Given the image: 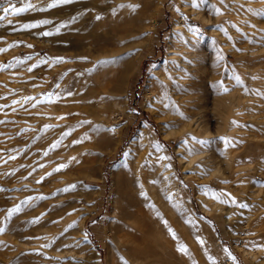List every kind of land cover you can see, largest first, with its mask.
<instances>
[{
  "label": "rangeland",
  "instance_id": "374dc122",
  "mask_svg": "<svg viewBox=\"0 0 264 264\" xmlns=\"http://www.w3.org/2000/svg\"><path fill=\"white\" fill-rule=\"evenodd\" d=\"M102 1L12 0L45 10L0 20V264H38L35 248L84 264L93 247L114 264L126 201L152 264H264V0ZM180 68L192 87L159 101ZM38 197L42 231L21 207Z\"/></svg>",
  "mask_w": 264,
  "mask_h": 264
},
{
  "label": "bare ground",
  "instance_id": "6f19581e",
  "mask_svg": "<svg viewBox=\"0 0 264 264\" xmlns=\"http://www.w3.org/2000/svg\"><path fill=\"white\" fill-rule=\"evenodd\" d=\"M105 2H112V3L115 2L118 4L120 3L122 5H137L138 8H140L141 5H139V2L144 7L146 0H126V1H123V0H121V1L120 0H118V1L117 0H103L102 4ZM102 4H101L102 7H106V8L109 7L107 5H102ZM147 6L148 5H146L145 7H147ZM180 69H181V73H179L180 79H176L177 74L175 72L174 73L171 72V70H170V72L167 71L166 75H164L165 79H159L156 82L154 89L157 92V97H158L159 101L163 102L164 100H166V101L168 100L165 97L166 91H170L171 89H174L175 92L173 95L175 96V93H176L177 95L180 96V95H183L184 93H186L192 87V82L185 80L186 79L185 69L184 68H180ZM172 70H173V68H172ZM85 76H86L85 79H88L91 77V76L87 75V73ZM168 79H169V81H167ZM163 80H165V81H163ZM108 89H109L108 97L112 101H114L115 103H118V101H117V96H118L117 88L113 84H108L106 90H108ZM66 96H64V97H66ZM175 98H178V97H175ZM101 102H103V101H101ZM181 110L184 111V108H181ZM183 115L185 116V114H183ZM207 138H209V137H207ZM29 142H31V141H29ZM200 142L201 141L197 140V143H194L192 145L190 143V146H189L190 150L188 151V154H189V157L191 158V160H194V157H197V155H199L200 153H203L204 150L202 149V146H200V145H202V144H200ZM203 148L206 149L207 147H203ZM138 172H139V181L141 183H145L147 187H150V185H148L147 180H146L147 175L144 172H142L140 168H139ZM118 178H119V181L121 183V187H120L119 191H121L123 193V195H125V197L130 198V196L128 194L131 192V190L126 185V176L122 175V176H119ZM150 194H152V192H150ZM203 194L200 196H203ZM204 195H206V194H204ZM87 196H88V193H87ZM204 198H206V197L203 196L202 199H204ZM44 199L46 201L45 197H44ZM207 199H208V197H207ZM21 201H22L21 199L20 200L17 199L15 203L19 204V203H21ZM45 201H43L42 198L38 197V199L34 203H32L31 205L25 203L23 206H21L23 208V211L25 209L24 214H31V216L36 217L37 221L35 223V227H36V229H38V231H42V229L47 227V226L45 227L47 217L42 216L44 213L43 209H45V207H47V204H46L47 202H45ZM136 204H137L136 202L135 203L133 202L134 206H131L129 204V201H126L120 206L121 212L118 215V223H117V225L115 227V231L113 233L114 238L118 239L116 244H115L116 248H115V259L113 261L114 264H152V258L151 257H152L153 253L149 252L144 246V243L147 240V238L143 235V232L145 231V227L140 226L138 224V219L133 220L135 218V216H138L140 213L137 211V209L134 208L136 206ZM140 204H142V203H140ZM49 206H51V204H49ZM46 211L50 212L51 210H49V208H48ZM56 211L57 210H52L51 212L54 213ZM30 218L31 217L27 218V222H30V220H31ZM84 225H85V221L81 220V226H84ZM42 236L44 238H46L48 242L51 240V237H49L48 233H46V236L44 234ZM51 246H52V243H49L47 245V249L51 250L52 249ZM86 250H88V252H83L84 251L83 250L81 253L83 255L84 264H99V262H100V261H98L99 252H98L97 248L93 247L92 249H86ZM32 253L34 254V258L32 260L35 263L39 264L40 262H46L47 260L46 261H44V260L48 259L46 257L47 253H46V251H43V249L35 248L32 250Z\"/></svg>",
  "mask_w": 264,
  "mask_h": 264
},
{
  "label": "snow or ice",
  "instance_id": "6c2138e0",
  "mask_svg": "<svg viewBox=\"0 0 264 264\" xmlns=\"http://www.w3.org/2000/svg\"><path fill=\"white\" fill-rule=\"evenodd\" d=\"M71 2H72V0H52V2L47 5V8L51 9V8L56 7L59 4H68V3H71ZM0 5H4V6L0 7V11H3V13L5 14L3 16H0V20H4L6 18V16L9 15V14H11L13 16H19L22 13L28 12L29 10H40V11H44L45 10L44 8L36 9V7L33 4H31L30 2L29 3H24L22 7H17V6H15L12 3V0H0ZM193 6L194 7H199V5L196 3V0H193ZM122 7H123V5H122ZM128 7L134 9L135 7H138V6L137 5H128ZM97 19H100V17L98 16ZM9 22L11 23V21H9ZM49 22L50 21L44 20V21H41L40 23L47 24ZM37 26H38L37 24H23L22 28L28 29V28H34V27H37ZM62 26L63 25H61V27ZM57 31H59V29H57ZM51 34L52 33H50V32H45L44 33V35H51ZM0 51H3V50H0ZM8 66H10V65L0 66V70H2V68H4V67H8ZM225 91H227V89H225ZM68 134H70V133H66L65 135H68ZM200 143L207 144L208 142L207 141H201ZM225 143L227 144L228 141L225 140ZM61 167H64V165H62ZM57 170H59V169H57ZM65 190H67V189H65ZM40 198H43V197H40ZM221 202H223V201H221ZM25 203H27V202H25ZM241 206H244V205H241ZM19 211H20L19 206L15 207V208H12L8 212V216L11 217V215L13 213L19 212ZM0 231H3V229H0ZM178 251H180L182 253H185V252H187V248L184 245H180L178 247Z\"/></svg>",
  "mask_w": 264,
  "mask_h": 264
}]
</instances>
